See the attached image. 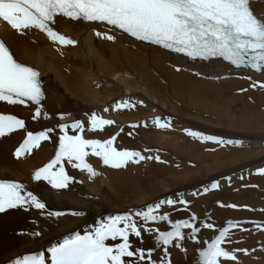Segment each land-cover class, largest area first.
Returning a JSON list of instances; mask_svg holds the SVG:
<instances>
[{"label": "bare ground", "instance_id": "bare-ground-1", "mask_svg": "<svg viewBox=\"0 0 264 264\" xmlns=\"http://www.w3.org/2000/svg\"><path fill=\"white\" fill-rule=\"evenodd\" d=\"M250 5L264 20V0H250ZM50 26L76 43L54 42L36 28L17 32L0 20V35L14 57L40 72L45 99L40 117L33 126L49 124L43 121L44 117L54 110L60 123L84 122V138L106 140L115 135L114 147L121 150L141 147L146 150V153L140 151L146 157H153L161 149L162 162L153 163L152 160L149 166L142 163L129 167V164L126 169H115L103 165L100 158L90 154L86 162L100 173L99 176L90 177L86 170L73 169L63 162L69 170L67 174L75 182L65 190H53L46 182H35L31 177L36 169L54 157L58 138L51 143L41 141L38 148L17 157L13 150L26 139L28 121L35 116L36 106L0 101V114L26 121L24 129H14L0 136V179L25 184L46 203L44 210L17 208L0 213V264H14L15 259L34 252H43L51 264L47 249L52 245L62 243L77 233L83 235L110 216L146 211L147 205H155L166 198L175 199L179 206L163 204L155 214L168 213L170 221L173 215L187 219L189 212H195L200 222L204 221L201 216H211H208L211 221L208 223H213L217 229L221 227L220 218L240 223L264 222V173L259 171L264 169V87H261L264 70L254 72L234 68L216 59L190 60L128 38L102 24L57 18ZM96 31L114 35L115 39L110 41L104 36L98 37ZM249 86L256 89L253 103L244 101L242 94L238 95L240 89ZM123 102H127L129 107L118 106ZM106 104L107 111L102 112L106 116L101 118L112 120L113 124L93 130L88 123L91 118H86L83 112ZM212 116L215 119L210 118ZM156 118L169 126L158 127ZM127 124H137L138 128L132 130L137 133L135 137H121L124 136L122 132L131 131L124 127ZM185 130L241 143L219 144L191 136ZM78 131L76 129V133ZM188 147L198 151L190 155L183 150ZM174 155L196 160L200 166L198 170L210 176L209 180L223 175L231 178L228 183L221 179L218 181L219 192L214 191L210 183L202 187L195 186L196 183L189 185L187 177H196L197 172L174 175L168 163ZM146 172L150 175L141 176ZM213 173L215 175L211 176ZM242 185L249 186V189L240 190ZM193 186L197 189L188 191L194 189ZM102 187H106L111 197L121 195L126 197V201L114 206H110V201L108 205L106 196L101 195ZM178 193L181 194L174 195ZM211 197L215 202H210ZM180 200L192 202L189 212L184 209L188 204H181ZM230 204L237 207H228ZM200 205L202 208L206 206L201 213ZM50 211L64 214L49 216ZM73 212L82 214L73 215ZM133 219L141 227L142 235L140 238L130 236V243L134 247L142 245L146 259L147 249L152 248V259L159 264L164 248L157 249L154 243L156 233L157 230L168 229L170 222L157 220L145 223L135 216ZM36 232L40 235L33 234ZM213 233L218 234L214 229L202 236L198 233L196 240L199 242L186 238L188 242L182 244L179 253L174 254L173 246H168L170 264H198V249L204 246L205 239L210 241ZM225 240L228 241L223 245L226 250L247 249V254L236 252V261L223 258L222 264H264V229L248 228L241 235L232 229ZM118 242H121L119 238L116 241L109 239L106 244ZM187 247H193L194 251L185 260L182 251L188 250Z\"/></svg>", "mask_w": 264, "mask_h": 264}, {"label": "snow or ice", "instance_id": "snow-or-ice-1", "mask_svg": "<svg viewBox=\"0 0 264 264\" xmlns=\"http://www.w3.org/2000/svg\"><path fill=\"white\" fill-rule=\"evenodd\" d=\"M57 18L99 22L109 26L110 30H120L137 41L161 46L191 59L222 58L236 68L264 70V20L258 18L250 9V0H0V19L17 32L36 28L45 32L54 42L75 44L76 41L50 26L55 24ZM95 35L104 36L110 41L115 39L114 35H108L106 32L96 31ZM261 87H264V84ZM42 99L39 71L18 62L6 43L0 41V101L9 104H25V101H31L39 106ZM118 106L129 107V104L123 102ZM39 115L40 108L37 107L33 119ZM88 123L95 130L104 125H112L113 121L98 118L92 113ZM155 123L160 128L169 126L167 123H161L160 118H156ZM69 127L79 131L70 135L65 131ZM24 128L23 120L13 115L0 114V136H4L6 132L11 133L14 129ZM58 129L62 134L58 136L54 157L36 169L31 177L35 182H46L53 190H65L75 182L74 178L67 174L64 161L73 169L86 170L90 177L99 175L93 166L86 162L90 154L100 158L103 165L115 169L122 168L129 162L139 163L144 159L154 158L162 162L158 155L145 157L140 151L118 150L113 146L115 135L106 140L84 138L85 124L80 120L71 125L60 124ZM54 131V128H48L37 133L27 132L26 139L16 148L15 155L19 157L23 152L38 148L41 141H49L50 134ZM185 131L191 136L219 144L241 143L225 141L211 135L202 136L196 131ZM259 171L264 173V169ZM211 187L215 189L218 184L212 183ZM176 203L175 199L166 198L155 205H147L146 211L137 210L134 213L124 212L110 216L85 234H74L65 238L62 243L48 248L51 264H134L133 258L135 264H158L152 259V248L147 249L146 259L144 247H134L130 243V236L140 238L142 235V229L133 216L139 217L145 223L157 220L170 222L171 230H157L154 241L157 249L161 246L164 248L159 264H170L168 246L181 247L186 238L199 242L196 240L200 231L197 226L199 217L196 214L174 222L170 221L168 213L160 216L155 214L161 205L173 206ZM180 203L186 204V201L180 200ZM228 207L236 208L237 205L230 204ZM17 208L44 210L46 203L33 191L28 190L25 184L0 179V213ZM63 214L61 211L48 213L49 216L57 217ZM250 223L259 227L264 222ZM227 225L220 227L218 235L210 241L206 240L204 246L198 249V264H222L221 258L236 261V252L247 254V249L229 251L222 246L229 237L231 227H242L239 221L232 220H228ZM202 227L213 229L214 225L204 223ZM183 229L190 230L187 237ZM33 234L40 235L39 232ZM118 238L121 242L106 244L107 240L116 241ZM14 264H45V256L43 252L33 253L31 256L17 259Z\"/></svg>", "mask_w": 264, "mask_h": 264}, {"label": "rangeland", "instance_id": "rangeland-1", "mask_svg": "<svg viewBox=\"0 0 264 264\" xmlns=\"http://www.w3.org/2000/svg\"><path fill=\"white\" fill-rule=\"evenodd\" d=\"M239 91H241V93H239L238 95H241L242 94V96H243V98H244V101H250V103H253L254 102V100H255V98H254V96L255 95H253V93H255L256 92V89L255 88H253L252 86H249V87H244L243 89H240ZM102 108H104V109H102ZM99 109V110H98ZM107 109V104L106 105H104V106H101L100 108L98 107L97 109H92V110H87V111H85V112H83V115L86 117V118H91V115H92V113H95L96 115H97V117L98 118H101V116L102 117H105L104 116V113H106V110ZM45 110H46V108H45ZM47 110H48V112H49V108H47ZM103 110H104V113H102L103 112ZM52 113H53V115H52ZM34 114H35V111H34ZM100 114V115H99ZM101 114H103V115H101ZM88 115V116H87ZM90 115V116H89ZM39 117H40V115L39 116H36V119H30V121H28V132L30 131V132H38V131H42V130H44V129H48V128H54V127H56V130L53 132V133H51L50 134V139H49V141H46V142H48V143H51L52 141H54V140H56L57 138H58V136L60 135V134H62L60 131H59V129H58V125H60V124H63V123H60L59 122V116L54 112V110L51 112V114H49V115H46L45 117H44V122H47V123H49V124H47L46 126H40V127H34L33 125H34V122H37L38 121V119H39ZM215 116H212V117H210V118H212V119H215L214 118ZM55 119V120H54ZM50 121V122H49ZM30 122V123H29ZM25 123H26V121H25ZM66 125H70V124H66ZM132 125H137V124H127V126H124V127H126L127 129H131V131L130 130H126V131H124L125 133H123L122 132V135H124V136H121V137H130V138H133V137H135L136 136V132H132V130H136V128H138V127H132ZM129 126V127H128ZM131 126V127H130ZM65 131H67L68 132V134H70V135H74V134H76V129L73 131L72 130V128L71 127H69V128H67V129H65ZM120 132V131H119ZM129 133H131V135L129 136ZM126 134V135H125ZM132 134H133V136H132ZM45 142V141H44ZM121 148H123V147H121ZM118 150L120 149V148H117ZM124 149H127V150H130V151H141L142 150V152L143 153H146V150H144L143 148H141L140 147V149H139V147L137 148V146L136 147H133V146H131V147H126V148H124ZM124 149H122V150H124ZM90 150V149H89ZM121 150V149H120ZM183 150H185V152L186 153H188V154H193L194 153V151H198V149L197 148H194V150L193 149H191V148H184ZM14 151V150H13ZM91 151V150H90ZM204 152H210L209 150H203ZM202 151V152H203ZM159 152H161V149H159L158 150V153H156V154H154L153 155V157H155V156H159L160 157V153ZM146 157V156H145ZM148 157V156H147ZM148 160V161H147ZM152 160H153V163L156 161V163H158L157 162V160H155L154 158L153 159H144V160H142L141 162H139V163H135V162H129L127 165H129V167L130 166H133V165H137V164H142V163H144V165H146V166H149L150 164H151V162H152ZM160 160H161V157H160ZM144 161V162H143ZM65 163H66V161H64ZM168 163L170 164V167H172L171 169H172V171H173V174L175 175V174H180L181 172H186V173H188L189 171L191 172V171H194V172H197V174L195 175L196 177H193V178H191V176H188L187 177V181H188V184L189 183H196L197 185H195V186H198V187H202L203 185H205V184H211L212 185V183H218V181H220V179L221 180H225L227 183H228V181L230 180V178H231V176L230 175H223V176H218V177H215L214 179H211V180H209L208 178L210 177H208V176H206V173H204V171H199L198 170V168L200 167L199 166V164H198V162L195 160H193V159H191V158H186V157H184V158H180V157H178L177 155H174V157L172 158V160H169L168 161ZM67 164V163H66ZM168 164V165H169ZM127 165H125L124 167H122L123 169H126L127 168ZM244 168V167H243ZM65 170L66 171H69V170H67L66 168H65ZM101 172V171H100ZM99 173V172H98ZM201 173V174H200ZM100 174V173H99ZM148 174V175H147ZM150 175V173L148 172H146V173H143L141 176H149ZM201 175V176H200ZM213 175H215V173H213L211 176H213ZM99 176V175H98ZM204 176H206V177H204ZM191 178V179H190ZM199 178V179H198ZM217 178H219L218 180H217ZM247 178V177H246ZM202 183V184H201ZM187 184V185H188ZM190 185V184H189ZM192 185V184H191ZM195 186H193L194 187V189H192V190H188V191H194L195 189H197V187H195ZM226 187H228V186H226ZM253 187V186H252ZM104 188V189H103ZM207 188V187H206ZM106 187H102L101 188V195L103 194V196L105 197V199H106V202H107V204L108 205H110V203H112L110 206H114V204L115 203H117V204H122L123 202H125L126 201V197H124V196H121V195H119L118 197H111L110 195H109V192H107L106 190ZM155 189H157V188H155ZM239 189L241 190H244V189H249V186H247V188H246V185L245 186H241V188L239 187ZM262 190V189H261ZM102 191H104L103 193H102ZM187 191V192H188ZM214 191H216V192H219L220 191V188H216V189H214ZM213 191H211L210 193H212ZM184 193V192H183ZM107 194V195H106ZM179 194H181V193H178V194H174L175 196L176 195H179ZM231 194V193H230ZM213 196V195H212ZM199 197V196H198ZM115 199V200H114ZM111 201V202H110ZM108 202H110V203H108ZM210 202H215V200L211 197V199H210ZM217 203V202H216ZM186 204H190L189 206L188 205H186V207L184 208V209H187L188 210V208H190V206L192 205V202L191 203H189V202H186ZM215 204V203H214ZM218 204H220V203H218ZM176 206L178 207L179 205L178 204H176ZM220 206H221V204H220ZM173 207H175V206H173ZM205 208H206V206H205ZM205 208L203 207L202 208V205H200V213L202 212V210L203 211H205ZM180 209H182L183 210V207L181 208L180 207ZM190 210H188V212H189ZM195 211V210H194ZM188 212H187V214H188ZM195 212H189V216L187 217V219L192 215V214H194ZM209 215H203V216H201V217H203V220L204 221H199L198 222V225L200 224V231L198 232V233H201V236H202V234L203 233H205V232H207L208 230H211L212 231V229H208V230H206V229H204L203 227H202V225L204 224V223H208V222H211L210 221V218L209 217H211V216H209ZM200 217V218H201ZM174 219V220H173ZM178 219H181L180 217H178V215H173L172 216V221L171 222H174V221H176V220H178ZM206 219V220H205ZM220 220H221V222H219V224H221V227H226V226H228L227 225V221L228 220H224V218H220ZM236 221V220H235ZM224 222V223H223ZM241 225H242V227L241 226H237V227H231L230 229H229V232L233 229V230H237L238 232H239V235H241L243 232H244V230H247L248 228H256V229H258V228H261V229H264V223H262L259 227H257V226H255L254 224H252V223H246V222H242V223H240ZM169 227H170V224H169V226H168V229H166V230H171V228L169 229ZM213 229L215 230V231H217L218 232V229H219V227H218V229L216 228V227H213ZM217 229V230H216ZM161 230H164V229H161ZM183 231L185 232V234H186V237L188 236V234H189V232H190V230L189 229H183ZM203 231V232H202ZM157 234V233H156ZM218 235V234H217ZM215 236V233H213V235H212V237H214ZM197 237H198V234H197ZM196 237V238H197ZM250 237H253V236H250ZM202 239H205L204 237L202 238ZM201 239V240H202ZM189 241H190V239H188ZM208 241V239H205L204 240V242L205 241ZM188 242L187 241V239H185L184 241H183V243L182 244H185L186 242ZM204 242H203V244H204ZM228 243V241H226L225 240V243L223 244V245H226ZM222 245V246H223ZM173 246V253L175 254L176 252H178V250L181 248V247H176L175 245H172ZM188 248V247H187ZM193 251H194V249H193V247H190V249L188 248V250H184V251H182L183 252V258L186 260V259H189L190 257H191V254L193 253ZM179 253V252H178ZM184 255H186V256H184ZM221 259H223V258H221ZM185 262H188V261H185Z\"/></svg>", "mask_w": 264, "mask_h": 264}]
</instances>
